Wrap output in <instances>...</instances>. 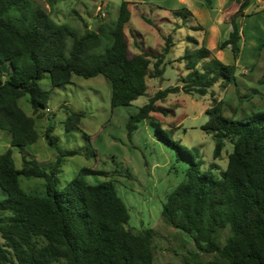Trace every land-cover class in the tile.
Listing matches in <instances>:
<instances>
[{
    "label": "trees",
    "instance_id": "obj_1",
    "mask_svg": "<svg viewBox=\"0 0 264 264\" xmlns=\"http://www.w3.org/2000/svg\"><path fill=\"white\" fill-rule=\"evenodd\" d=\"M46 1L54 5L64 0ZM250 3L244 0L241 10ZM129 5L121 4L114 24L104 23L81 34L67 24H57L30 0H0V130L11 136L10 148L0 155V187L7 194L0 201V264H154L155 233L152 229L136 233L128 227L131 215L113 181L88 184L84 175L91 171L83 170L65 190H57L56 169L78 151L60 150L51 173L25 156L22 169H17L13 159L14 148L23 153L39 138L35 119L19 101L29 96L34 114L42 117L50 99V92L40 86L45 79L53 88H62L74 76H103L112 89L113 108L129 107L145 95L150 55L130 50L125 32L131 21ZM173 14L191 17L185 8ZM231 20L233 32L219 49L231 47L237 54L241 35L234 17ZM172 43L168 37L166 55ZM154 58L152 77L161 78L165 55ZM180 62L187 71L180 77L182 86L157 92L132 115L127 124L129 138L138 124L159 112L157 102L169 95L206 96L219 82L225 87L237 84L236 66L223 63L205 46L186 51ZM207 115L209 121L202 129L216 140L214 158H221L226 141L234 146L220 175L213 171L215 165L201 171L194 155L155 125L158 139L188 162L186 178L168 196L162 218L186 233L201 252L217 253L222 259L219 264H264V112L233 120L223 115L220 102ZM83 116L72 112L67 131L79 130ZM51 132L46 137L53 147L58 138ZM21 177L45 180V194L24 191ZM226 229L230 233L221 245V232Z\"/></svg>",
    "mask_w": 264,
    "mask_h": 264
},
{
    "label": "rangeland",
    "instance_id": "obj_2",
    "mask_svg": "<svg viewBox=\"0 0 264 264\" xmlns=\"http://www.w3.org/2000/svg\"><path fill=\"white\" fill-rule=\"evenodd\" d=\"M30 1L34 7L45 10L57 24H67L81 34L87 30H98L104 23L114 24L121 4L129 2L131 21L125 32L130 50L133 54L150 55L147 60L151 75L146 79L145 95L129 107L117 108L112 107V89L103 76L92 79L74 76L71 84L62 88H53L49 79L41 81V88L50 92L47 109L40 114L42 117L34 114L29 96L19 101L26 114L35 119L39 138L23 153L13 149L15 167L22 169L25 156L51 173L60 150L78 151L56 169L57 190H65L83 170H89L91 173L84 175L88 184L114 182L129 209L131 220L128 227L132 231H154V264L221 263L217 253L201 252L186 233L162 218L168 196L186 178L188 162L177 155L176 149L158 139L155 125L159 124L178 146L191 152L201 171L215 165L213 171L220 175L227 169L229 156L234 151L233 144L226 141L221 158L215 159L216 140L213 134L202 128L209 121L207 110L220 102L223 115L233 120L264 112V0H251L243 10L240 5L232 16L241 35L237 54L231 47L224 50L219 47L233 32L228 13L244 0H64L54 5L46 0ZM184 8L191 17L179 18L173 14ZM200 27L203 30H199ZM181 28L183 30L178 33ZM168 37L173 44L166 55ZM189 37L197 40L199 45ZM202 46L213 51L223 63L236 66L237 84L225 87L219 82L206 96L183 92L171 94L157 102L159 112L138 124L132 138H129V118L157 92L181 87L180 77L187 71L180 58L186 51ZM156 54L165 55L162 66L165 72L161 78L152 77ZM72 112L83 113L84 116L80 129L68 132L66 121ZM49 129L51 135L58 138L57 145L53 147L46 137ZM10 140L11 136L0 130V155L10 148ZM20 185L28 193L44 195L46 192L43 179L21 177ZM6 198L7 194L0 187V201ZM229 233V229L221 232V245ZM0 242H3L1 237Z\"/></svg>",
    "mask_w": 264,
    "mask_h": 264
},
{
    "label": "crops",
    "instance_id": "obj_3",
    "mask_svg": "<svg viewBox=\"0 0 264 264\" xmlns=\"http://www.w3.org/2000/svg\"><path fill=\"white\" fill-rule=\"evenodd\" d=\"M181 2H183V0H180ZM241 4L238 2L234 7H233V9L228 13V16H227V19L229 20V22H231V18H232V16L238 11V9H239V6H240ZM183 29L181 28V29H178V33H180L181 31H182ZM189 39H190V37H189ZM197 41V40H196ZM173 44V43H172ZM195 44L196 45H199V42L197 41V42H195ZM212 47H215V45H214V43H212ZM217 48V47H216ZM213 52V51H212Z\"/></svg>",
    "mask_w": 264,
    "mask_h": 264
}]
</instances>
